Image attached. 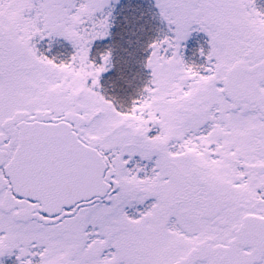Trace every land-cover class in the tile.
<instances>
[{
	"label": "snow or ice",
	"instance_id": "1",
	"mask_svg": "<svg viewBox=\"0 0 264 264\" xmlns=\"http://www.w3.org/2000/svg\"><path fill=\"white\" fill-rule=\"evenodd\" d=\"M0 264H264L255 0H0Z\"/></svg>",
	"mask_w": 264,
	"mask_h": 264
},
{
	"label": "trees",
	"instance_id": "2",
	"mask_svg": "<svg viewBox=\"0 0 264 264\" xmlns=\"http://www.w3.org/2000/svg\"><path fill=\"white\" fill-rule=\"evenodd\" d=\"M257 0H255L256 2ZM125 3H127L130 6H134L137 8V14H139L140 11H143L145 13H147L149 11V7H150V0H125ZM146 19L148 18L147 16L145 17ZM152 35H154V33H152ZM197 39H204L202 35H199V37H197ZM139 59V54H137L132 61H130L129 63V69L128 71L130 73H135L137 71H139V68L136 64V60ZM185 59L189 64H194V65H200L199 61H200V57L197 54V47L194 46L193 44L191 46H189V49L186 51V55H185ZM136 86H139V82H136Z\"/></svg>",
	"mask_w": 264,
	"mask_h": 264
},
{
	"label": "rangeland",
	"instance_id": "3",
	"mask_svg": "<svg viewBox=\"0 0 264 264\" xmlns=\"http://www.w3.org/2000/svg\"><path fill=\"white\" fill-rule=\"evenodd\" d=\"M260 3H261V4H260L261 7L264 8V0H260ZM197 37H199V36H193V38L189 40V42H188V44H187V50L189 49V46H191L192 44H193L194 46H196L197 48L200 47V46L206 47V44H205V40H206V38L203 37L204 39H197ZM185 55H186V53H185ZM200 63H202V60H201V59H200V61H199V64H200Z\"/></svg>",
	"mask_w": 264,
	"mask_h": 264
}]
</instances>
